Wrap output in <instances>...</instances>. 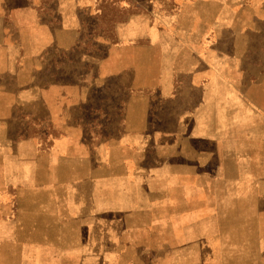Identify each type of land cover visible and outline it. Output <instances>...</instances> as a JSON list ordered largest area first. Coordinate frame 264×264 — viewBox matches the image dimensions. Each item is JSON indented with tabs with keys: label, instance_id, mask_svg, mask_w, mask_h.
Wrapping results in <instances>:
<instances>
[{
	"label": "crops",
	"instance_id": "obj_1",
	"mask_svg": "<svg viewBox=\"0 0 264 264\" xmlns=\"http://www.w3.org/2000/svg\"><path fill=\"white\" fill-rule=\"evenodd\" d=\"M149 1L125 0L127 17L111 19L108 33L99 25L104 35L90 39L78 16L90 0H0V190L9 195L13 187L19 227L77 234L80 240L85 226L100 224L92 202L121 198V154L130 143L94 146L92 139L136 142L154 130L149 98L128 96L130 90L159 89L174 123L164 131L183 137L170 168L185 169L188 137V161L200 167L211 168L215 160L211 169H264V158L256 164L251 155L264 149L225 147L218 158L214 147L219 121L242 120L243 136L262 129L264 0H172L177 12L162 14ZM236 6L245 17H234ZM142 37L149 44L144 83L137 75L110 73L95 57L111 39ZM107 98L124 101V113L110 111ZM240 104L242 110L230 107ZM223 107L224 117L218 112ZM26 201L32 203L23 209ZM260 248L264 263V243Z\"/></svg>",
	"mask_w": 264,
	"mask_h": 264
},
{
	"label": "rangeland",
	"instance_id": "obj_2",
	"mask_svg": "<svg viewBox=\"0 0 264 264\" xmlns=\"http://www.w3.org/2000/svg\"><path fill=\"white\" fill-rule=\"evenodd\" d=\"M149 2L155 4L157 14L177 12L172 0ZM97 3L101 9L99 19ZM97 3L90 0V7L78 15L79 27L90 39L104 35L98 31L99 25L108 33L111 19H124L131 11L125 8V0ZM139 10L140 14H146L144 8ZM233 13L238 19L245 17L239 6L234 7ZM111 41L108 50L99 52L96 59L110 73L126 79L137 75L144 83L147 78L145 49L149 47L145 37ZM203 43L211 46L209 39ZM156 75L154 82H159L161 73ZM127 95L149 98L153 132L137 137L136 142L129 137L92 139L94 146L110 141L130 143L127 146L130 151L123 152V149L121 154L124 158L123 183L118 190L121 198L92 202L97 204L100 224L85 226V234L79 240L77 234L34 233L30 224L19 227V202L13 199L16 196L13 187L9 188V195L0 190V264H264L259 261L263 252L260 244L264 243V169L237 170L224 165L211 169L215 160L209 161L211 168L200 167L188 161V147L192 146L188 137L185 169L170 168L183 137L164 131L172 129L174 123L171 126L166 117L159 89L130 90ZM112 101L107 98L106 107L122 115L124 101L122 105ZM230 107L242 110L241 104ZM218 112H223L224 117L226 111L223 107ZM101 114L106 115L103 110ZM243 123L242 120L218 122L215 156L219 158L225 147L264 149V121L260 122L262 129H251L244 136ZM251 155L256 164L264 158V152ZM89 191L85 186V192ZM30 203L23 202V209H28ZM167 219L169 224L165 225Z\"/></svg>",
	"mask_w": 264,
	"mask_h": 264
}]
</instances>
